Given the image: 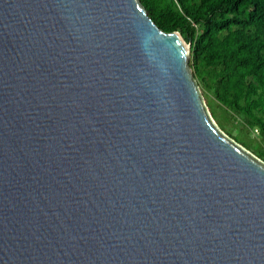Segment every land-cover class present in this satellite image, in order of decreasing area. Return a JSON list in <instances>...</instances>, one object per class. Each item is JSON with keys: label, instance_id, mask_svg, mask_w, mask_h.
Listing matches in <instances>:
<instances>
[{"label": "water", "instance_id": "95a60500", "mask_svg": "<svg viewBox=\"0 0 264 264\" xmlns=\"http://www.w3.org/2000/svg\"><path fill=\"white\" fill-rule=\"evenodd\" d=\"M139 0H0V264H264V164Z\"/></svg>", "mask_w": 264, "mask_h": 264}, {"label": "rangeland", "instance_id": "374dc122", "mask_svg": "<svg viewBox=\"0 0 264 264\" xmlns=\"http://www.w3.org/2000/svg\"><path fill=\"white\" fill-rule=\"evenodd\" d=\"M142 1L154 16L168 19V25L173 24L169 15L182 17L185 10L191 14L199 13L201 18L206 16L201 6L202 0ZM188 23L193 27L190 42L185 39V25H181L174 32L187 46V59L190 61V44L202 35L203 26L201 23ZM230 31L248 35L253 29L244 27L241 30L239 27H232ZM227 37L228 32L221 31L214 41L203 39L195 61L196 68L189 67L188 71L210 120L220 133L264 164V32L255 43L260 47L257 59L244 70L237 66V61L223 57L222 45ZM209 57H214L215 60Z\"/></svg>", "mask_w": 264, "mask_h": 264}, {"label": "trees", "instance_id": "16d2710c", "mask_svg": "<svg viewBox=\"0 0 264 264\" xmlns=\"http://www.w3.org/2000/svg\"><path fill=\"white\" fill-rule=\"evenodd\" d=\"M143 6L146 15L153 23L163 32L176 31L181 25H185V39L190 42L193 37V24L201 23L203 26L202 35L192 44L191 60L188 61V67L196 68V58L200 52V44L203 39L208 42L214 41L216 35L221 31L228 32V37L224 39L222 45L223 57L229 60L237 61V66L244 70L253 64L257 59L260 47L256 45V41L264 32V0H202L201 6L206 14L204 18L199 13H189L184 11V16L175 17L169 15L173 21L172 25H168V19L156 17L142 0H139ZM168 17V16H167ZM232 27H252L251 34L232 33ZM238 44V46H236ZM215 60L214 57H209ZM258 67H261L258 64Z\"/></svg>", "mask_w": 264, "mask_h": 264}]
</instances>
